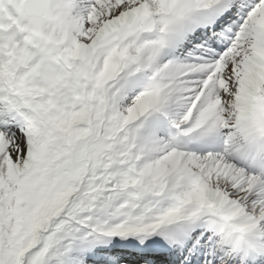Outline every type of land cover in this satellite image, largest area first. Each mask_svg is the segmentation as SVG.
<instances>
[{"label": "snow or ice", "instance_id": "snow-or-ice-1", "mask_svg": "<svg viewBox=\"0 0 264 264\" xmlns=\"http://www.w3.org/2000/svg\"><path fill=\"white\" fill-rule=\"evenodd\" d=\"M0 264H264V0H0Z\"/></svg>", "mask_w": 264, "mask_h": 264}]
</instances>
